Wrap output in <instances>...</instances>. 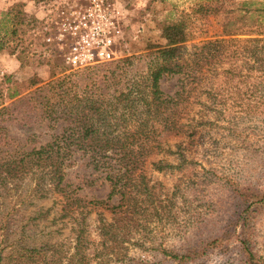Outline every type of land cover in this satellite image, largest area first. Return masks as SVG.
Returning <instances> with one entry per match:
<instances>
[{
  "label": "rangeland",
  "instance_id": "1",
  "mask_svg": "<svg viewBox=\"0 0 264 264\" xmlns=\"http://www.w3.org/2000/svg\"><path fill=\"white\" fill-rule=\"evenodd\" d=\"M104 2L105 11L121 29L114 59L73 68L66 57L80 33L89 29H79L76 35L69 23L73 24L77 16L80 20L79 11L89 6V0H0V17L9 10L16 14L14 8L19 5L27 18L17 23L16 33L12 32L15 22H6L7 42L0 53V109L9 107L0 114V124L9 129L8 148L47 143L64 125L57 121L53 128L45 120L37 106L42 98L38 91L15 108L14 101L22 94L66 75L103 80L112 75V62L131 57L124 79L126 87L127 80L147 71L150 45L165 44L162 23L183 17L190 31L189 52L184 57L187 62L182 74L163 80V89L169 93L182 91L185 101L180 102L174 128L154 131L162 144L150 150L144 165L151 196L154 204L161 206L164 222L159 227L154 223L147 238L141 236L138 241L140 236L131 237L113 249L104 245L105 259L116 257L111 264H241L237 238L226 246L228 250L216 248L185 262L160 252L164 246L184 248L189 238L201 232L219 234L228 227L225 224L232 219L233 211L245 206L240 197L256 200L246 212L243 236L250 238L256 255L264 258V0ZM254 39L260 41L252 42ZM209 40L224 42L214 43L206 52L202 46ZM15 46L18 50L27 48V60L11 53ZM247 48L254 52H247ZM33 76L38 78L34 84L13 94L16 83ZM160 160L163 165L171 164L158 170L152 162ZM83 162L79 159L67 170L74 187L83 185L92 172L93 167L87 168ZM17 185L10 190L0 188V252L4 261L13 259L23 245H53L58 253L69 250L75 244L77 219L64 215L55 195L33 196L35 183L31 178L19 180ZM108 191V184L103 183L94 188L84 186L79 194L103 199ZM87 210L86 235L89 240H99L100 214L110 221L111 213L94 206ZM231 228L236 236L241 232L240 224Z\"/></svg>",
  "mask_w": 264,
  "mask_h": 264
},
{
  "label": "trees",
  "instance_id": "2",
  "mask_svg": "<svg viewBox=\"0 0 264 264\" xmlns=\"http://www.w3.org/2000/svg\"><path fill=\"white\" fill-rule=\"evenodd\" d=\"M17 7L14 8L16 14L13 15V10H9L0 17V53L7 42L6 22H15L12 32L16 33L17 23L27 20L20 6ZM31 19L34 21V18ZM161 29L165 44L150 45L147 71L127 80L126 87L123 85L127 67L132 63L131 57L112 62L115 63V69L110 77L107 75L103 80L91 79L90 76L75 79L72 75H66L22 94L14 101L17 108L38 91V97L42 98L37 106L45 120L48 119L53 128L57 121H63L64 125L47 143L31 148L20 146L9 149V129L0 124V188L10 190L19 180L29 177L35 183L33 196L47 198L55 195V203L61 205L64 215L74 217L78 222L75 244L69 250L58 253L54 251L53 245H23L7 263L0 252V264H14L13 261L16 264H111L116 257L105 259L106 248L113 249L115 244L130 241L131 237L140 236L138 241L141 236L147 238L154 223L159 227L164 222L161 206L155 205L151 196L150 179L145 173L144 165L150 150L156 144H162L154 131L160 128L171 129L178 124L176 114H179L180 102L185 101L186 96L180 90L166 92L163 80L184 72L190 31L187 20L183 17L163 22ZM253 41L258 43L260 39ZM220 42L224 41L209 40L203 44L202 50L209 52L210 46ZM247 52L254 50L247 48ZM11 53H16L22 61L27 60L29 55L27 48L18 50L16 46L11 49ZM37 80L33 76L16 83L17 88L13 94ZM108 80L113 83L108 85ZM93 86L96 89H91ZM112 87H115L113 92L110 91ZM8 109L9 107L4 106L0 109V114ZM79 159H84L82 165L85 167L93 168L83 185L74 187L67 178V170ZM163 163L162 160L152 162L158 170L171 164ZM103 183H107L109 187L108 194L103 199H88L79 194L84 186L94 188ZM239 199L245 206L233 211L232 219L225 224L228 227H223L219 234L210 236L201 232L194 238H189L184 248L164 246L160 252L166 257L185 262L216 248L228 250L229 247L226 246L237 238L241 264H264V258L253 251L250 238L243 236L246 212L254 206L256 200L247 197ZM90 206L104 208L111 213L110 221L100 214V223L97 225L99 240H89L86 235L85 214L90 212L87 210ZM173 214L176 217L175 212ZM234 224L241 225L238 236L231 228ZM50 251L52 254L49 255Z\"/></svg>",
  "mask_w": 264,
  "mask_h": 264
},
{
  "label": "built area",
  "instance_id": "3",
  "mask_svg": "<svg viewBox=\"0 0 264 264\" xmlns=\"http://www.w3.org/2000/svg\"><path fill=\"white\" fill-rule=\"evenodd\" d=\"M89 2L87 8L79 11L80 20L77 16L73 24L69 23L76 35L79 29H89V32L80 33V38L71 46L66 57L68 64L73 68L114 59L116 37L121 32L113 16L105 11L104 0Z\"/></svg>",
  "mask_w": 264,
  "mask_h": 264
}]
</instances>
